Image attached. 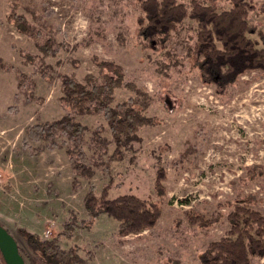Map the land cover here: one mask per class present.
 <instances>
[{"label": "rangeland", "instance_id": "rangeland-1", "mask_svg": "<svg viewBox=\"0 0 264 264\" xmlns=\"http://www.w3.org/2000/svg\"><path fill=\"white\" fill-rule=\"evenodd\" d=\"M252 2L248 24L264 30L257 11L264 0ZM140 15L138 0H0V160L14 153V218L1 219L25 264L31 252L19 228L44 239L57 237L62 248H75L87 264H198L206 246L226 234L227 215L238 198L253 195L252 208L264 217V71L245 72L224 90L205 83L191 53L196 24L186 19L164 47L143 48L137 36ZM9 16L22 17L30 33L23 34ZM48 39L53 55L39 49ZM101 61L119 65L128 84L113 90L112 106L140 98L146 101L142 115L152 121L138 128L139 141L115 160L103 113L75 115L86 128L83 162L94 171L85 179L72 173L65 146L47 149L46 142L29 140L25 132L66 114L62 77L84 84L91 75L100 81ZM95 135L108 141L99 158ZM159 169L161 198L154 190ZM90 184L95 194L107 188L109 198L132 194L158 202L161 215L138 234L119 236L116 222L105 215L88 230L83 197ZM71 212L72 237L58 236ZM187 215L215 220L200 226ZM34 222L38 232L26 228ZM249 264H264V257Z\"/></svg>", "mask_w": 264, "mask_h": 264}, {"label": "trees", "instance_id": "trees-1", "mask_svg": "<svg viewBox=\"0 0 264 264\" xmlns=\"http://www.w3.org/2000/svg\"><path fill=\"white\" fill-rule=\"evenodd\" d=\"M141 15L137 19V36L143 48L160 49L165 46L170 34L189 19L196 24L195 39L191 47L193 65L200 72L205 83L224 90L235 83L245 72L264 71V30L248 24V15L255 10L252 0H191L188 4L178 0H138ZM227 4L228 9L220 7ZM263 18L264 5L258 9ZM13 25L23 34L31 28L22 17H11ZM256 36L251 39L249 36ZM45 55H53L52 40L39 46ZM103 74L100 81L88 75L84 84L67 76L61 79L60 101L66 114L48 123H39L26 129V138L46 142L45 148L56 149L65 146L71 170L75 177L91 179L94 171L84 164V152L80 145L86 128L75 122V115L103 113L115 146L110 159L121 160L122 149L133 141H139L136 131L152 119L142 115L146 101L140 98L112 106L113 90L124 84L122 68L108 61L97 63ZM49 78L48 76H46ZM18 80L23 75H18ZM59 139L60 142L57 143ZM94 154L98 158L107 151L108 141L93 136ZM26 142V140H24ZM96 164V163H95ZM255 168H252L253 172ZM254 173L250 176L253 178ZM164 179L162 169L156 173L154 190L158 198L163 197L161 184ZM78 181H72L76 190ZM253 195L238 198L227 215L228 230L220 239L210 242L201 252L198 264H249L252 258L264 257V217L252 208ZM83 207L87 214L85 228L92 229L101 215L116 222L117 234L127 236L152 228L161 215L158 202L141 199L132 194L109 198L107 188L95 194L93 184L83 197ZM191 224L208 226L211 221L197 215H187ZM76 226L74 213L63 223L58 236L70 238ZM18 233L29 248L31 255L25 257L30 264H87L75 248L64 249L58 238L44 239L39 235L19 228ZM22 257L23 254L18 246ZM0 264H5L0 254Z\"/></svg>", "mask_w": 264, "mask_h": 264}, {"label": "crops", "instance_id": "crops-1", "mask_svg": "<svg viewBox=\"0 0 264 264\" xmlns=\"http://www.w3.org/2000/svg\"><path fill=\"white\" fill-rule=\"evenodd\" d=\"M0 165V224L8 230L9 227L6 225L5 220L1 218H7L5 214H9L14 218V153L8 155L6 160L0 162ZM5 186H7L6 193H4ZM13 218L9 219L14 220ZM26 228L34 230L35 232L40 230L37 222L32 223L31 227L26 226Z\"/></svg>", "mask_w": 264, "mask_h": 264}, {"label": "water", "instance_id": "water-1", "mask_svg": "<svg viewBox=\"0 0 264 264\" xmlns=\"http://www.w3.org/2000/svg\"><path fill=\"white\" fill-rule=\"evenodd\" d=\"M0 254L5 264H25L12 235L0 225Z\"/></svg>", "mask_w": 264, "mask_h": 264}]
</instances>
